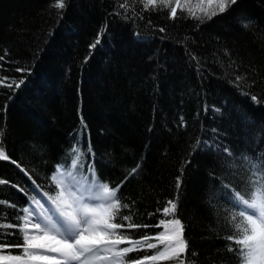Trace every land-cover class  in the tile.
<instances>
[{"label":"trees","instance_id":"16d2710c","mask_svg":"<svg viewBox=\"0 0 264 264\" xmlns=\"http://www.w3.org/2000/svg\"><path fill=\"white\" fill-rule=\"evenodd\" d=\"M53 2L0 0V128L10 157L0 160V179L7 181L0 185V200L17 206L0 205V211L17 223L19 209L33 206V197L54 195L50 177L57 165L71 164L68 150L83 117L93 148L92 155L81 154L83 175L93 164L97 178L115 187L140 164L118 193L122 204L131 205L133 223L172 219L162 210L175 200V217L188 241L186 264H241L235 251L240 246L225 237L243 218L228 202L230 189L224 186L231 183L239 191L250 172L242 157L264 154V0H237L211 19L201 11L209 10L201 0H182L175 19L163 6L143 10L139 0H127V10L119 7L124 0H66V10L51 7ZM105 25L107 35L90 55L89 45ZM22 77L26 82L16 89ZM212 129L233 154L190 155L197 137L214 135ZM81 142L86 150L87 136ZM128 214L121 209L116 222ZM120 231L135 240L163 228ZM6 239L15 243L20 237ZM20 253L21 248L0 250Z\"/></svg>","mask_w":264,"mask_h":264},{"label":"snow or ice","instance_id":"6c2138e0","mask_svg":"<svg viewBox=\"0 0 264 264\" xmlns=\"http://www.w3.org/2000/svg\"><path fill=\"white\" fill-rule=\"evenodd\" d=\"M139 2L145 11L149 8L155 10L159 6L169 8L172 19L177 17V9L181 8L182 4V0H139ZM201 3L207 4L209 10L201 9V11H204L208 19H211L212 16L227 11L231 5L237 3V0H201ZM213 5H215L214 9ZM50 6L58 10H66L67 4L66 0H54ZM119 7L127 10L130 5L127 0H124ZM58 14L62 18L63 12ZM192 15L200 19L195 13ZM106 29L107 25L101 32H98L95 41L89 45L90 55L91 50L101 43V37H106ZM159 31L164 32L165 29L160 28ZM135 35L139 38L138 33ZM2 59L3 57H0V60ZM88 59L89 57H85V62ZM16 71L25 73L30 72V69L17 68ZM241 79L240 76L236 77L237 81ZM25 82L26 77H22L18 83H15V88L19 89ZM7 86L11 88L13 85L9 83ZM251 99L259 103L256 96H251ZM3 110L6 112L7 104L4 105ZM204 110L208 111L207 106ZM245 119H247L246 116ZM180 120L181 126H186L183 117ZM81 124L83 127L75 134L74 143L68 150L71 164L68 167L63 163L57 165L50 177L51 182L56 186L54 195L45 193L47 200L44 203L33 197L31 201L33 206L19 209L22 215L15 217L17 223H10L7 219V212L0 211V250L22 249L20 254H0V264H98V262L102 264H157L160 261L174 259L179 260V264H186V257H183V254L188 251V241L184 238V224L180 218L175 217L177 210L175 200H168V206L162 210L165 217L173 216L172 219H161L156 225L133 223L131 205L122 204L123 194L118 195V193L124 182L137 173L140 164L133 167L125 177V181L115 187L97 178L93 164L87 166L89 175H83L81 154L92 155L93 148L83 117H81ZM211 131L214 135L204 140L197 137L191 145L190 155L208 151L214 158L221 152L231 156L233 150L217 138L215 135L217 129ZM3 136L4 131L0 128V160L6 161L10 157L6 154V145L2 144ZM84 136H87L86 150L81 142ZM261 143L264 144V140ZM242 161H246L250 168L246 182H239L243 187L239 191L233 188L231 183L224 187L230 189L227 193L228 202L232 208L238 210L239 216L243 219L241 223L235 225L233 234L225 239L240 246L235 251L241 264H264V154L260 157L244 156ZM13 163L16 162L13 161ZM190 163L191 159L185 161V165ZM70 168H75V171ZM180 173L181 175L176 177L177 190L180 189L182 183L183 168L180 169ZM6 183V180L0 179V185ZM20 191L25 190L21 188ZM245 195L248 198H245ZM0 205L17 207L3 200H0ZM121 209H129V214L120 217V222H116ZM231 219L235 220V217ZM124 221L128 223L125 224ZM149 227H162L163 231L155 236L145 233L135 240L120 231L124 228ZM4 228H15L19 231L17 233L5 232ZM237 231L240 232L239 237L235 234ZM11 235H18L19 241L9 243L6 238ZM153 240L156 242H151ZM123 244L128 246L120 247ZM158 247L159 250L154 254L145 252L142 257H129L130 253ZM228 250L233 251L234 249L229 245ZM191 255L195 256L196 253L192 252ZM188 264L192 262L188 261Z\"/></svg>","mask_w":264,"mask_h":264},{"label":"rangeland","instance_id":"374dc122","mask_svg":"<svg viewBox=\"0 0 264 264\" xmlns=\"http://www.w3.org/2000/svg\"><path fill=\"white\" fill-rule=\"evenodd\" d=\"M47 200L44 196L41 197L40 202L44 203V201ZM98 264H102V262H98Z\"/></svg>","mask_w":264,"mask_h":264}]
</instances>
